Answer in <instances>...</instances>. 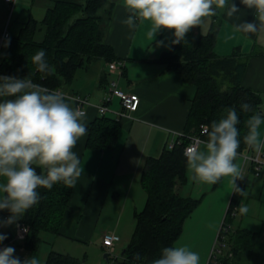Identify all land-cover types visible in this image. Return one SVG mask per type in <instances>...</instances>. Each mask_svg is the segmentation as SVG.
<instances>
[{
  "label": "trees",
  "instance_id": "obj_1",
  "mask_svg": "<svg viewBox=\"0 0 264 264\" xmlns=\"http://www.w3.org/2000/svg\"><path fill=\"white\" fill-rule=\"evenodd\" d=\"M50 1L43 19L38 20L30 14L19 33H10L5 39L0 53V75L19 78L28 75L34 82L42 83L49 89L61 90L74 82L80 69L100 60H118L113 46L107 43L105 37L115 0ZM40 25L45 27V35L42 40H37L38 31L43 30ZM218 32L215 28L202 34L199 26L194 27L180 44L172 45L157 60L166 64L169 71L180 74L186 82L193 84L197 91L185 129L178 140L173 146H166L160 156L147 158L141 177L147 194L145 207L136 214V226L130 242L119 257H109L107 264H149L160 255L162 248L176 246L186 220L202 201V198L181 194L177 188L188 183L189 179L183 155L185 148L194 135H201L204 140L207 138L201 133L202 126L210 129L213 121L219 120L226 114V109L234 106L240 118L237 125L241 132L239 154L254 151L244 143L243 136L247 132L248 118L256 112L264 114V93L244 86L242 79L249 59L263 51L243 53L236 49L230 55L220 56L215 51ZM195 37H198L196 44ZM9 39L10 43L6 46ZM39 49L46 52V59L52 66L50 74L38 72L31 61ZM242 102L251 106L248 112L240 109ZM86 128L87 147L105 150L114 146L122 130V121L111 115H99ZM37 171L41 170L38 168ZM237 187L246 193L245 183L240 181ZM39 191L40 202L20 220L29 227L28 236L21 246L29 250L31 256L38 251L42 232L61 235L74 188H68L61 182L51 189L40 188ZM244 196L234 190L225 224L234 221ZM230 236H236L231 249L233 256L216 254L208 264H231L235 255L254 249L259 233L240 230ZM136 253L145 259L134 261ZM45 264L83 263L77 257L52 250Z\"/></svg>",
  "mask_w": 264,
  "mask_h": 264
},
{
  "label": "crops",
  "instance_id": "obj_2",
  "mask_svg": "<svg viewBox=\"0 0 264 264\" xmlns=\"http://www.w3.org/2000/svg\"><path fill=\"white\" fill-rule=\"evenodd\" d=\"M115 1L116 5L112 18L106 26L105 37L107 43L114 48L118 57L116 61H123V68L112 70L110 62L104 61L105 69H98L96 79L99 92L94 98L90 92H86L84 88L81 89V86L76 83L80 71L86 68L80 69L74 82L60 91L71 98L74 95L88 98L92 105L86 108L87 113L83 121L86 126L100 115L97 107L107 96L108 86L113 80L118 82L119 88L137 93L141 102L138 110L132 113L133 118L121 119L122 130L113 147L105 150L88 148V135H85L79 139L77 146L73 149L80 157L83 173L74 188L70 209L66 214L61 231V235L67 238H77L70 233L72 231H94L106 205L116 206L119 210H114L116 213L113 217L112 213L107 214L108 217L111 215V221L107 228L102 229L104 232L102 240L107 232L118 235H120L118 232L125 231L134 233L136 214L141 211V207L147 201V194L141 181L145 162L148 157L160 156L166 146H170L178 140L179 135L185 129L191 102L197 91L196 87L186 82L180 74L169 71L166 64L157 61L164 52L172 48L173 44L170 43L174 38L172 31L162 29L152 39L147 35L150 30V22L137 21V26L134 29H129L123 21L130 13L123 6V0ZM231 2L232 0H229V3ZM236 3L239 5L240 11L232 17H227L226 9H223L224 21L220 26L218 25L220 19L216 15L203 18V22L199 25L202 34H207L210 30L218 28L215 51L220 56L230 55L236 49L243 53L257 50V40L253 46L250 44L245 48L242 41H236V37L232 39L233 36L228 33H222L224 37L221 38L224 23L226 25L229 23L228 26L235 23L233 27H226L229 30L234 28L235 32L232 33L235 34V25L244 21H255L257 24L259 22L255 9L241 5L239 0H236ZM217 11L220 12L219 9ZM29 12L33 14L32 10ZM247 34L249 35L247 38L255 36V33ZM224 39L228 41L225 42ZM158 41H164V44L158 45ZM259 51L263 52L255 54L249 59L242 84L264 93V47ZM73 106L76 107L75 101ZM108 106L112 110H119L121 108L119 98L112 97ZM261 135L264 138V125L261 126ZM239 156L242 155L239 154ZM237 160L235 163L238 164ZM241 173H243L241 179H237L235 184L237 186L240 181L246 184V195L242 203L253 211L257 207L258 200H264V170L261 175L257 176L251 163L244 164L243 161ZM222 181L217 184L196 182L197 195L193 193L191 196L202 198L199 223L194 227L195 232H191V239L194 240L195 245L194 250L199 253L201 264H208L211 259L213 245L222 232L221 228L225 224L230 202L236 189L231 181L225 183ZM180 186L177 187L179 192H181ZM212 200L217 201L215 207H213ZM206 211L212 216L211 222L204 216ZM247 213L243 215L239 212L236 213L235 218L239 219V226L236 227L234 221L229 223L230 230L226 233L235 234L240 230H248L258 232L259 237L252 251H243L235 255L231 264H264V224L261 229H255L245 224ZM125 214H128V218L124 220ZM9 215L10 213L7 211L0 212V217L7 218ZM187 227L186 220L184 229ZM15 229L16 225H13L12 228L10 226L0 228V233L9 234L0 247L14 245L11 242L14 243L12 232L14 234ZM185 233L187 232H183V234ZM230 234L223 235L220 246L222 251L218 254L233 256L231 249L236 236L232 238ZM181 238L176 242V246L184 244L181 242ZM16 247L24 252L23 246ZM102 247L105 248L103 241Z\"/></svg>",
  "mask_w": 264,
  "mask_h": 264
},
{
  "label": "clouds",
  "instance_id": "obj_3",
  "mask_svg": "<svg viewBox=\"0 0 264 264\" xmlns=\"http://www.w3.org/2000/svg\"><path fill=\"white\" fill-rule=\"evenodd\" d=\"M239 3L255 9L260 27H264V0ZM123 6L130 13L123 21L129 29H134L137 21L150 22L148 37L154 39L162 29L171 30L173 45L180 44L191 29L198 27L203 18L214 16L217 9H226L227 17L240 11L236 0H123ZM234 27L245 34L258 30L255 21ZM8 43L10 39L6 46ZM157 43L163 45L164 41ZM31 61L38 72H52L45 50H37ZM73 103L63 91L49 89L28 75H0V212L10 213L7 218L0 217V228L18 226L26 212L40 202V188L51 189L61 182L68 188L76 187L83 168L73 149L87 134V128L83 122L86 113ZM240 109L248 112L251 106L242 102ZM239 123L236 108L229 107L224 116L211 123L205 140L196 138L185 148L183 155L194 181L217 184L221 178L230 177L240 195H246L235 184L241 179V169L235 163L241 143ZM262 125L264 114H252L243 136L244 143L257 153L264 151ZM238 211L243 215L248 208L241 203ZM6 239L7 235L0 233V244ZM144 259L139 253L134 255V261ZM0 264H39V260L36 256L21 260L14 247L4 246L0 247ZM149 264H200V255L187 246L164 247Z\"/></svg>",
  "mask_w": 264,
  "mask_h": 264
},
{
  "label": "rangeland",
  "instance_id": "obj_4",
  "mask_svg": "<svg viewBox=\"0 0 264 264\" xmlns=\"http://www.w3.org/2000/svg\"><path fill=\"white\" fill-rule=\"evenodd\" d=\"M49 4H51L50 0H17L16 6L14 10L11 9V6L9 3L5 2V0H0V35L3 34V32L8 29L10 33L13 35H16L19 33L20 27L30 18V12L29 10H32L33 15L35 18L38 20L43 19ZM225 10V9H224ZM220 12L216 11V16L219 17L220 22H218L219 26L222 24L224 21L223 15L224 11L219 9ZM229 24V23H228ZM226 23L223 25V30L221 31V34L228 33V35L233 36L232 39L235 37L237 38L236 41H242L244 47H248V45L254 44V42L257 40V46L256 49L259 51L264 47V27H260V22L257 24L258 30L255 32V36L247 38L249 35L241 32H237L233 34L232 32L234 31V28L229 30L226 29L228 26ZM233 25L235 23H232ZM233 25H230L228 27H233ZM43 30H39L37 33V40H42L44 35H45V27L43 25H40ZM224 34L221 35V38L224 37ZM229 40V38H228ZM227 40V41H228ZM247 40V41H246ZM225 42L226 39H224ZM222 46V45H220ZM221 49V48H220ZM98 69L103 70L105 69V62L103 60L96 61L92 63L88 68L83 69L80 71L79 75L77 76V81L76 83L81 86V89H85L86 92H90L92 97L94 98L95 95L99 92L97 89V83L98 80L96 79L98 77ZM85 93V92H84ZM238 166L241 169V164L243 163V157L239 156L238 157ZM188 177L189 181L185 185H181V194L185 196H192L194 193L195 195L197 192L196 188V181L192 179L193 173L188 169ZM243 175V173H241ZM223 180V181H222ZM230 182L231 178L230 177H223L221 178L220 182ZM222 184V183H221ZM223 189V187H220ZM221 191V190H220ZM200 197V196H198ZM217 202V201H216ZM216 202L212 200L213 207L216 206ZM146 203V202H145ZM145 207V204L141 207V210ZM201 206L199 205L195 211L191 214L190 217L187 219V224L188 227L185 228L183 232H187L183 235H181V242L184 244L182 246H187L191 250L195 251V245H194V240L191 239L192 234L191 232H195L194 227L196 224H198V219L200 217V210ZM208 208V207H207ZM215 209V208H214ZM118 211L119 208L116 206H111V205H106V209L101 216V219L97 225V228H95L94 231L89 230V232H70L72 235H74L77 238H67L63 235H55L54 233L44 231L40 234L42 242L38 248L37 253L34 255L38 258L39 264H45L47 257L49 253L52 250L62 252L65 254L72 255L74 257H77L80 259V261L83 264H107V260L105 259L104 255L106 252H109L106 248L102 247V235L104 232H102L104 228H107L109 226V223L111 221V215L110 217L107 216V214L112 213V217L116 213L115 211ZM197 210V211H196ZM202 210V209H201ZM209 211V210H208ZM205 212V211H204ZM206 216L207 220L211 222L212 216L209 215L206 211ZM107 217V218H106ZM128 218V214L124 215V220ZM264 200H258L257 202V207L256 209L254 208L253 211L251 209H248V213L246 215L245 219V224H248L249 226H252L255 229H261L262 225L264 224ZM18 221V225H19ZM239 219L235 218L234 219V225L236 227L239 226ZM11 228L13 227L10 226ZM223 227V226H222ZM109 229V228H108ZM222 229V228H221ZM16 231H14L13 235V242H11V245L15 248V255L18 256L19 258H25V257H30L31 252L27 250L25 247L24 252L20 251L17 249L16 246L23 244L24 239H17L18 235V226L16 225ZM70 231V230H69ZM120 235L121 240L116 243L115 245V252H113L114 255L120 256L123 249L128 245L129 239L133 235V232H118ZM224 232L223 235H229L230 233ZM7 237L9 234H6ZM79 235V236H78ZM80 239V240H79ZM82 239V240H81ZM223 239H217V241L213 245V250L212 253L215 252L217 254V250L221 246V242ZM225 241V240H224ZM18 244V245H17ZM177 246H179L177 244ZM181 246V245H180ZM196 252V251H195ZM202 255V254H201ZM202 262H200L201 264ZM207 264V263H206Z\"/></svg>",
  "mask_w": 264,
  "mask_h": 264
},
{
  "label": "built area",
  "instance_id": "obj_5",
  "mask_svg": "<svg viewBox=\"0 0 264 264\" xmlns=\"http://www.w3.org/2000/svg\"><path fill=\"white\" fill-rule=\"evenodd\" d=\"M7 3H9V5L11 6V9L14 10L17 0H5ZM10 32L8 31V29H6L3 34L0 37V53L4 44V41L7 37H9ZM110 68L112 70H115L117 68H123L124 63L123 61H112L109 63ZM108 94L105 97V99L103 100V102L98 105V111L100 115H111L113 116L115 119L117 120H121V119H131L133 118L132 113L136 112L140 106V96L137 93L134 92H127L121 88H119L118 82L113 80L111 81V83L108 86ZM112 97H116L119 98L120 103H121V108L119 110H112L110 108V106H108V103L111 102ZM73 100L76 103V106L80 107V109L82 111H84L85 113H87V106H91L92 104L89 102L88 98L86 97H82L79 95H74L72 96ZM202 134H206V131L208 130L207 126H202ZM199 138L201 140H204L202 138L201 135H194L192 137V140L190 142V144L196 139ZM174 144V143H173ZM173 144H171L170 146H173ZM189 144V145H190ZM187 145V146H189ZM243 157V161L244 164L246 163H251V165L254 167L255 170V174L257 176L261 175L262 171L264 170V151L262 152H255L252 151L249 153H242L241 154ZM27 228L28 231L25 233L22 230L24 228ZM230 230V224H224L223 228H222V232L220 234V236L218 237L220 240L223 239V233ZM29 233V227L27 225H25L24 223L19 222L18 225V235H17V239H21L20 236H22V239H26V237L28 236ZM121 240L120 236L116 233L113 232H107L104 234L103 237V245L104 247L110 251V257L112 259H115L119 256L114 255L112 251H114V247L116 245L117 242H119ZM222 251L221 247H219V249L217 250V254L220 253ZM216 254L215 252L212 253L211 259L214 260Z\"/></svg>",
  "mask_w": 264,
  "mask_h": 264
},
{
  "label": "water",
  "instance_id": "obj_6",
  "mask_svg": "<svg viewBox=\"0 0 264 264\" xmlns=\"http://www.w3.org/2000/svg\"><path fill=\"white\" fill-rule=\"evenodd\" d=\"M198 42V37H195V44ZM105 259L107 261H109V257H110V253L109 252H106L105 255H104Z\"/></svg>",
  "mask_w": 264,
  "mask_h": 264
}]
</instances>
